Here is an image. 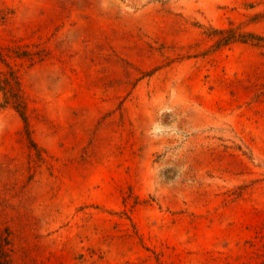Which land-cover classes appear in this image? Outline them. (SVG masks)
<instances>
[{
    "label": "rangeland",
    "instance_id": "rangeland-1",
    "mask_svg": "<svg viewBox=\"0 0 264 264\" xmlns=\"http://www.w3.org/2000/svg\"><path fill=\"white\" fill-rule=\"evenodd\" d=\"M0 264H264V0H0Z\"/></svg>",
    "mask_w": 264,
    "mask_h": 264
}]
</instances>
